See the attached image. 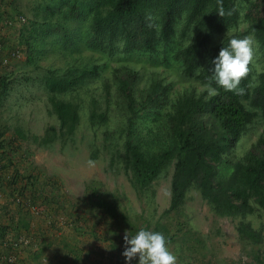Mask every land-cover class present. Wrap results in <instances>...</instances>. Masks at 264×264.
Masks as SVG:
<instances>
[{"label": "trees", "instance_id": "16d2710c", "mask_svg": "<svg viewBox=\"0 0 264 264\" xmlns=\"http://www.w3.org/2000/svg\"><path fill=\"white\" fill-rule=\"evenodd\" d=\"M241 6H245L248 27L231 32L238 25ZM62 7L66 9L63 10L65 17L84 15L87 11L91 14L85 39L88 47L108 54H156L162 50L166 59L172 57L179 62L184 77L205 85L202 91L186 89L171 97L168 86L161 80L152 79L141 87L137 84L140 75L136 69L127 65L115 69V104L123 109L125 117L119 128L111 131L107 127L103 132L110 153L109 166L119 165L140 194L149 190L152 183L172 166L170 202L164 213L178 212L188 190L196 187L218 215L241 216L237 232L242 240L261 243L263 230L255 228L245 217L264 210V126L243 154L233 157L230 151L249 129L257 113L264 121V57L263 66L256 74L250 62L249 72L242 78L237 91H225L217 85L211 69L213 58L232 37L252 35L264 48V0H59L55 9ZM220 8L224 9L223 16L218 13ZM55 9L47 7L51 14ZM43 26L32 21L30 36L35 33L43 39L45 34L56 31L61 40L71 41L61 24H49L47 30ZM216 34L222 35L218 42L213 41ZM28 46L31 47L30 42ZM98 73L97 64L65 70L47 69L42 81L49 93L50 113L56 116L58 125L48 127L42 135H33L34 142L48 145L75 132L81 107L79 103L59 96L84 85ZM254 75L256 83L252 84ZM7 78L0 77V93L6 90ZM110 87L111 83H104L103 109L95 98L90 99L88 118L93 126L106 127L109 123ZM209 87L217 88L218 94L209 96ZM13 183L14 180H10L8 187ZM12 192L11 199L15 201L17 196ZM18 195L21 197L22 192ZM87 195L110 217L121 218L117 205L99 189L88 188ZM21 199L23 201L16 202L20 208L35 206L32 201L25 203L27 200ZM65 219L46 225L54 231L55 238L64 227L82 232L78 226L80 219L71 216ZM162 230L167 241L171 240L173 236L168 229L162 226ZM189 232L185 231L188 238L182 240L191 249V239H198ZM3 235L0 233V237ZM16 236L13 238L20 237ZM64 238L61 236L58 240L62 244L61 252L70 247ZM70 249L74 253L78 248L71 246ZM92 254L84 253V261L78 257L79 264L90 261ZM111 258L113 264L125 263L121 258ZM257 259L261 262L259 256Z\"/></svg>", "mask_w": 264, "mask_h": 264}, {"label": "rangeland", "instance_id": "374dc122", "mask_svg": "<svg viewBox=\"0 0 264 264\" xmlns=\"http://www.w3.org/2000/svg\"><path fill=\"white\" fill-rule=\"evenodd\" d=\"M3 1L7 15L18 12L25 17V22L8 29L7 47H16L18 57L0 68V77H8L6 90L0 93V190L3 193L1 201L4 202L0 203L1 208L21 206L12 201L11 191L16 196H19V191L22 192L20 198L32 201L35 208L41 210L35 213L31 208L21 207L20 210L25 212L23 218L37 220L38 229L41 226L42 230L36 233L46 236L48 233L44 225L52 221L59 222L60 215L64 220H67V216L80 219L78 226L82 232L74 231L73 227H64L62 230L68 229L67 236L84 240L87 246L84 252L93 253L87 262L92 261L93 264H113L110 256L111 259L117 257L125 261L122 253L127 234L135 235L146 227L165 234L162 226L173 236L167 241V247L176 255V264H264V237L259 244L242 240L237 232L241 216L218 215L196 187L188 190L178 212L164 213L170 202L172 166L144 194L136 191L119 165L109 166L110 153L105 146L103 132L107 127L111 131L119 128L125 117L123 109L117 108L115 104V69L124 65L136 69L140 75L137 84L141 87L152 79H159L168 86L171 97L186 89L202 91L205 85L191 77H184L179 62L172 57L166 59L162 50L156 54H108L88 47L85 42L91 22L88 11L84 15L65 17L64 7L55 9L59 0ZM48 6L54 8L55 12L49 13ZM32 21L44 24V29L49 24H61L67 29L71 41L64 42L56 31L45 34L43 39L35 33L30 36ZM247 27L245 6H241L238 25L231 32L242 31ZM248 36L253 40L251 63L256 74L263 66L264 48L252 35ZM220 39L222 35L216 34L213 41L218 42ZM90 64L98 65V75L59 96L71 99L81 107L80 122L75 132L48 145H38L32 136L42 135L48 127L58 125L56 116L50 113L49 93L42 81L47 69L65 70ZM106 82L112 85L108 95L109 123L106 127L93 126L88 118L90 99L95 98L101 109L105 107ZM255 83L256 75L252 81V84ZM263 126L264 121L257 113L230 155L238 157L243 154L256 141ZM12 179L14 183L8 187ZM88 188L99 189L108 200L114 202L121 218H112L96 207L87 195ZM245 219L251 221L255 228L262 229L264 234V210L248 214ZM187 230L198 239H191V249L182 240L188 238L185 234ZM138 259L137 255L131 264H138Z\"/></svg>", "mask_w": 264, "mask_h": 264}, {"label": "clouds", "instance_id": "9594fccd", "mask_svg": "<svg viewBox=\"0 0 264 264\" xmlns=\"http://www.w3.org/2000/svg\"><path fill=\"white\" fill-rule=\"evenodd\" d=\"M224 15V9H219ZM253 59V40L251 36L232 37L219 54L213 58L212 79L225 91H237L242 78L249 72ZM209 96L218 94V89L209 87ZM126 264H131L138 255V264H176L177 257L167 247V238L161 232L140 229L135 235L125 236V248L122 253Z\"/></svg>", "mask_w": 264, "mask_h": 264}, {"label": "crops", "instance_id": "0c3cea01", "mask_svg": "<svg viewBox=\"0 0 264 264\" xmlns=\"http://www.w3.org/2000/svg\"><path fill=\"white\" fill-rule=\"evenodd\" d=\"M4 2V1H3ZM8 40V38H7ZM3 193L0 195V203L3 204L1 198ZM0 206V233H4L3 238L10 236H27L30 240V244L20 246L17 249H5V254H14V264H79L78 257L83 260L84 251L87 246L84 244V240L80 238H73L70 235H66L70 230H60L57 233L56 238L54 231H50L46 224L44 225L48 236L39 235L37 220L32 218H23L25 215L23 210H20L19 206ZM41 225V224H40ZM28 227V229H26ZM47 228V229H46ZM44 230L42 232H44ZM65 237L64 240L67 242L66 245L70 246L69 250L65 249V252H61L62 244L58 241L60 237ZM0 237V244L3 241ZM69 243V244H68ZM71 246H76L78 249L71 252ZM65 247V246H64ZM17 253V254H15ZM60 253V254H57ZM43 259H46L44 261ZM98 263V262H97ZM0 264H5V260L0 261ZM86 264H93V262H87Z\"/></svg>", "mask_w": 264, "mask_h": 264}, {"label": "built area", "instance_id": "2783aa9c", "mask_svg": "<svg viewBox=\"0 0 264 264\" xmlns=\"http://www.w3.org/2000/svg\"><path fill=\"white\" fill-rule=\"evenodd\" d=\"M3 3V0H0V68H4L9 65L11 60L18 57V50L16 47H7L8 29L12 26L23 24L25 22V17L18 12L9 13V15H7L6 11H4ZM0 168H2V163H0ZM1 193L2 192L0 190V195ZM21 201L23 200L19 196L15 198V202ZM26 202L28 201H25V203ZM29 208H31L35 213L41 211L38 208L36 209L35 206H30ZM60 217L59 222H63L64 217L62 215H60ZM29 242L30 240L27 236H20L17 239L13 238V236L5 238L0 244V261L5 260V264H13L15 262L14 254H5L3 251L8 248L17 249L20 246L27 245ZM43 260L46 261V259Z\"/></svg>", "mask_w": 264, "mask_h": 264}]
</instances>
